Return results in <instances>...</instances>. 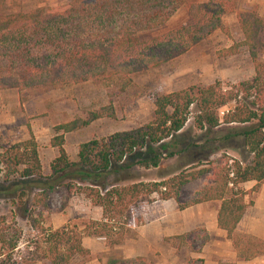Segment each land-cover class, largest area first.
<instances>
[{
    "label": "trees",
    "instance_id": "16d2710c",
    "mask_svg": "<svg viewBox=\"0 0 264 264\" xmlns=\"http://www.w3.org/2000/svg\"><path fill=\"white\" fill-rule=\"evenodd\" d=\"M237 2L208 0L188 5L187 25L152 35L185 0H67L58 6L13 13L0 0V91L38 95L90 83L110 95L124 96L132 88V76L178 58L216 30L224 33L221 17L225 15H234L242 36L226 55L244 47L253 69V78L226 88L215 81L153 96L147 123L78 144L74 161L66 157L63 136L101 118L114 120L112 102L54 126L49 147L56 156L46 175L32 138L4 149L0 200L9 201L16 216L30 222L29 233L23 236L13 218L7 221L0 215V264H69L74 259L84 264L89 252L81 245L83 238H103L107 247L121 245L132 234L131 209L148 206L152 195L159 201H177L185 184L207 172H212V183L177 209L219 202L216 226L237 257L246 261L264 254V244L249 238L247 247L240 250L239 236L233 233L248 205L243 197L264 184V63L257 59L264 48L263 27L254 12L239 11ZM191 109L193 127L200 132L194 142L183 131ZM221 127L226 128L217 131ZM234 141L250 155L248 160H230L215 170L198 168L218 151L216 142L229 145ZM182 154L187 162L171 178L152 183L136 180L133 169H155L162 156ZM249 181L256 183L250 191L238 188ZM57 186L82 194L101 210L100 219L82 222L80 229L43 227L33 219L35 209L48 211V195ZM29 194L26 205L24 197ZM184 237L173 238L182 241ZM248 245L253 247L251 252Z\"/></svg>",
    "mask_w": 264,
    "mask_h": 264
},
{
    "label": "rangeland",
    "instance_id": "374dc122",
    "mask_svg": "<svg viewBox=\"0 0 264 264\" xmlns=\"http://www.w3.org/2000/svg\"><path fill=\"white\" fill-rule=\"evenodd\" d=\"M6 11L26 12L34 8L58 6L63 0H1ZM185 4L165 22L155 33H162L189 23V14ZM239 10L254 12L262 22L261 39L264 44V0H240ZM225 32L218 30L205 40L193 46L185 54L163 64L155 69L132 76V88L124 96L110 95L108 90L90 83L67 86L59 90L43 94H17L15 90L0 91V154L8 146L27 142L32 138L41 171L48 173V166L55 158L56 151L49 147L53 136L52 128L77 117H83L86 112L95 111L112 102L114 120L101 118L88 127L65 134L63 150L69 161L75 160L78 144L91 139H99L115 132L127 131L147 123L150 120L153 105L152 97L175 92L190 86H206L217 81L222 88L253 78L252 64L244 47H237L233 55H226V50L233 44H238L241 33L234 17L226 15L221 18ZM259 62L264 63V48L258 54ZM194 111L191 109L183 131L193 137H199L200 132L194 129ZM221 127L217 131H222ZM216 131V130H215ZM216 131V132H217ZM214 133V135H221ZM213 137V135H212ZM203 142V141H202ZM214 146V143H211ZM218 151L211 155L198 167L201 170H215L219 165L230 164V160L243 163L250 158L249 154L240 148L237 141L229 145L217 144ZM187 157L185 154L172 158L161 157L160 164L155 169H133L136 180L143 183L159 182L171 178L183 169ZM212 172L185 184L178 195L177 201L158 202L155 195L150 198L152 203L140 209H131V237L121 245L107 247L103 238L85 237L81 240L83 248L89 252V261L84 264H202L199 254H206L209 237L200 228L181 229V224L187 221L177 209L178 204H184L195 197L197 192L210 185ZM128 184V183H124ZM29 194L24 201L29 205ZM91 205L82 194L74 189L67 193L63 187L57 186L49 193L47 199L48 211L36 208L33 219L41 222L45 228L55 230L63 226L81 228V223L91 220ZM14 206L9 201L0 200V215L7 221L12 218L21 229L23 236L29 233V220L16 216ZM94 221V220H93ZM145 223H151L159 228L161 239L151 240L144 244L135 240V232ZM147 234V233H146ZM164 234V235H163ZM185 234L182 241L173 237ZM163 235V236H162ZM240 250H244L250 240L246 237H236ZM248 252L253 250L248 245ZM140 259L141 261H137ZM80 259H74L69 264H80ZM220 264V263H218Z\"/></svg>",
    "mask_w": 264,
    "mask_h": 264
},
{
    "label": "crops",
    "instance_id": "0c3cea01",
    "mask_svg": "<svg viewBox=\"0 0 264 264\" xmlns=\"http://www.w3.org/2000/svg\"><path fill=\"white\" fill-rule=\"evenodd\" d=\"M207 1L208 0H185V4H201ZM247 1L249 3L254 2V0ZM185 4L182 6H185ZM239 5L240 0L237 2L238 10ZM244 10L247 9H243V11ZM231 16L234 17V15ZM255 185L256 183L254 181H249L239 184L238 188L243 192H248ZM243 201L248 205L235 226L233 233L237 236L253 239L264 244V184H259L255 191L251 192L249 195H245ZM158 202L164 203L166 201ZM218 206L219 202L212 201L196 204L180 211L183 217H187V221L181 224V229L188 228L189 226L192 228H200L203 229L209 237L206 254H199V259L202 260V264H264V254L256 255L246 261H242V259L237 257V253L232 248L231 242L226 239L225 233L216 226V212ZM91 211V220L98 221L101 217V210L97 207H91ZM135 234V240H141L146 245L150 244L151 240L155 239L159 242L161 239L159 228L157 229L155 225L151 226V223H145L143 226L139 227Z\"/></svg>",
    "mask_w": 264,
    "mask_h": 264
}]
</instances>
